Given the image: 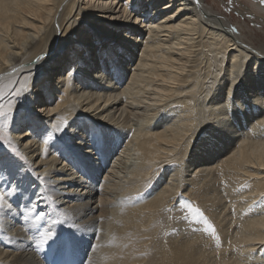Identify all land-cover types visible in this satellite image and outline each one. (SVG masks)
Returning <instances> with one entry per match:
<instances>
[{
    "label": "bare ground",
    "instance_id": "bare-ground-1",
    "mask_svg": "<svg viewBox=\"0 0 264 264\" xmlns=\"http://www.w3.org/2000/svg\"><path fill=\"white\" fill-rule=\"evenodd\" d=\"M207 8L0 0V143L34 176L72 170L17 200L0 174V264H246L264 251V105L230 108L264 90V49ZM54 126L76 152L43 143ZM50 230L64 241L55 249Z\"/></svg>",
    "mask_w": 264,
    "mask_h": 264
},
{
    "label": "rangeland",
    "instance_id": "rangeland-1",
    "mask_svg": "<svg viewBox=\"0 0 264 264\" xmlns=\"http://www.w3.org/2000/svg\"><path fill=\"white\" fill-rule=\"evenodd\" d=\"M205 5H206V8L207 7L209 8V9L207 8L208 10H210L216 17H218V19L221 18L222 21L224 20V24L227 27L231 28L233 31H236L244 39L246 44H251L254 48H256L258 50L264 49V5L260 4V0H205ZM249 17H251V18H249ZM251 42H253V43H251ZM243 107L244 106L242 104L241 105L239 104L236 107V109H238V111L240 110L241 112L242 111H244V112L249 111L248 108L244 107L245 108L244 109ZM238 111H237L238 116L235 114L236 116L232 115L230 117L229 123H230V126H231L233 131H237L243 127L244 120L241 117V115H239L240 112H238ZM95 136H97V134H95ZM219 136H220V134H219ZM56 138L64 146L63 152L65 154H72L73 152H76V149H77L76 144L71 142L68 137L66 138L63 136L62 137L56 136ZM95 138H97V140L95 139V142L92 143V145L95 144L96 146H98V144L102 138L100 135L98 137H95ZM1 141L4 143H6V142L8 143V140L5 137ZM129 142H127L125 145L129 146L130 145ZM122 151H123V153L120 152L118 154L120 156V159H122L120 161H122V163H126L127 167H129L130 165L133 166L134 160L130 159L131 157L129 154L128 147ZM91 152L92 151H90V150L82 151L84 156H93V158H95L97 160L98 157L95 155H92V154H95L96 152L95 153H93V152L91 153ZM119 156H117V158H119ZM115 159H116V157L114 156L112 158V160H115ZM22 165H25V163L23 162ZM64 166H65V163L59 164L57 167L60 170ZM53 169H55V168H53ZM192 169H194V168H192ZM69 170H70L69 168H66V171L64 170L65 173L63 174V176L66 175V177H60L58 179V178H53L54 175H51V179L48 180V178L46 176L47 175L50 176V174H46L43 176L38 175V177H37V176L32 175L28 171L27 168L24 169V167H21L18 172L14 171L12 173V176H11V179H13V180L15 179L13 182L14 184H11V186L14 185L15 191L18 189L17 192L18 193L20 192L19 194H16L14 197H12V200L25 198L26 190H27V188H30L31 186H33V188H36V190L38 192L41 191V193L44 192V190L48 184L49 185L51 184V186L56 187L58 184L61 183L62 178L64 180H66L68 178V176L72 173V170H70V171ZM60 173H62V172H60ZM73 173H76L77 176L81 177L82 171L77 172V170H75V171H73ZM77 176H73V177L77 178ZM61 188H64V187H61ZM63 200H64V198H52L51 201L56 202L57 204L58 203L62 204ZM251 255L247 256V257H242L240 259H241V261L248 262L246 264H255V263L256 264L257 263L258 264L259 263L264 264V251H262V248L257 249V251ZM53 256L55 258V255H53Z\"/></svg>",
    "mask_w": 264,
    "mask_h": 264
},
{
    "label": "snow or ice",
    "instance_id": "snow-or-ice-1",
    "mask_svg": "<svg viewBox=\"0 0 264 264\" xmlns=\"http://www.w3.org/2000/svg\"><path fill=\"white\" fill-rule=\"evenodd\" d=\"M260 3L262 5H264V0H260ZM63 75H67V73H63ZM26 89H22V91H25ZM239 100L240 103L246 107H253L255 102L259 101L260 104L264 105V90H261L259 92H255L253 95L251 96H238V97H233V100L231 101L230 104V108L231 107H235V103L236 101ZM227 114V110L225 113H223L222 115H226ZM0 115H5L7 116V113H0ZM14 117H13V121H14ZM217 122H220L219 117L217 118ZM49 123H52L51 121H49ZM66 126V125H65ZM55 128V133L58 134V136L62 137L64 134V128L63 127H57L54 126ZM27 130H20L17 134L18 135H24V133ZM45 139L43 140V143L45 145H48L49 142L53 139H55L56 137H54L52 130H46L45 131ZM26 143V141H24ZM10 146V143H9ZM205 148H207L208 150H211L213 147V143H212V138L209 137L208 140L205 142L204 145ZM0 148H4V145L2 143H0ZM195 149V146H194ZM90 151H93V149H89ZM22 167L21 163H20V159H19V154L18 152L13 149L12 151H9L7 148H4V151L0 152V174H6L8 176H10L14 171L18 172L19 169ZM4 198L0 197V208H4L6 207V205L3 203ZM179 203V202H177ZM205 223H207V221H205ZM209 227H211V225H209ZM50 242V243H49ZM63 238L58 234V233H54L51 230L49 231L46 239H45V243H48V246L50 249H55L59 244L63 243ZM67 242H71V240L67 241ZM264 243V242H262Z\"/></svg>",
    "mask_w": 264,
    "mask_h": 264
}]
</instances>
